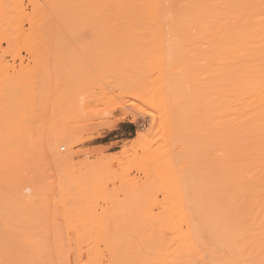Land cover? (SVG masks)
Instances as JSON below:
<instances>
[{
  "label": "bare ground",
  "instance_id": "bare-ground-1",
  "mask_svg": "<svg viewBox=\"0 0 264 264\" xmlns=\"http://www.w3.org/2000/svg\"><path fill=\"white\" fill-rule=\"evenodd\" d=\"M50 2L51 10L59 14L67 11L72 12L71 6L75 5L74 2L71 3L68 0ZM16 4L15 1L11 2V10H18L16 8L18 4L17 6ZM77 4L79 12L87 13L90 18L129 17L142 18V21L147 18V22L148 19H151L152 23H150L152 25L148 23V28H144L149 29L150 32L158 33L159 36L160 34L164 35V41H162L161 37L160 40L157 39L158 43L156 41V49L159 52L157 58L162 64L159 63L160 75L156 78L157 80H154V92L144 93V102L148 106L154 107L152 113L154 120L166 114L167 125H176V123L179 125L177 130L170 131V140L179 146L178 154L176 153L172 157L170 164H168L169 171L173 173V180L179 181L178 166L174 160L180 156L182 162V159L185 158L180 165L186 166L188 165L186 155H193L195 149L200 148L201 164L203 163L202 165H204L202 173L206 180L204 185L208 190L200 202V206L193 208L192 212L190 211L191 213L185 207H182V204H179L180 202H177L172 208H165L168 211L166 217L170 219V222L165 225L159 224L157 233L151 231L156 229L155 224V228H152L153 224H150L151 229H149L153 233L150 241L148 242L147 240L148 243L141 241V245L137 242L139 244L137 247L135 246L137 243L134 240L136 238L134 233L130 234V237L132 236L134 240H130L133 242L132 244H130L129 239L127 241L128 244L125 242L121 243L122 241L120 242L119 240L118 242L120 243L117 240L113 242L114 240L107 239L108 233L105 231H108L109 228L107 229V225H105L107 230L102 228L104 230L101 231H104L103 234L107 237H104L106 240H111L107 242L102 238L104 243L107 242L105 244L102 242L104 246L109 248L102 249L110 251L109 258L106 257L108 259L106 263L148 264L147 262L150 260L153 264H264V0H80ZM32 5H34L33 8L35 7V11H33L36 16L40 15L37 16L38 18L46 14L40 3ZM7 7L9 8V3ZM6 12L4 11L3 13V21L7 25L8 40H10L9 43H11L12 49L14 50L13 47L19 41L17 39L19 37L21 39L24 38V46L22 43L21 46L26 47L25 30L21 32L19 27L17 34L13 33L15 31L14 25L19 20V16L23 17L26 14L23 11L20 15L19 10V14L15 16L10 15L9 10ZM26 17L30 19L28 18L29 15ZM43 17L45 19L46 15ZM48 19H52V17ZM31 20L35 22V24L33 23L35 26L37 21L34 20L36 18H31ZM60 20L62 19L60 18ZM67 20H69V17ZM21 21L23 20L21 19ZM89 21L91 20L88 18L87 22ZM133 21L131 19V22ZM65 22L68 23L69 21ZM64 23H61V26ZM113 23L115 24L114 20ZM132 25H136V23ZM29 26H31V23ZM34 26L32 25L29 30L31 31ZM72 26L74 25L72 24ZM92 26L87 27L92 28ZM100 26L99 28H102ZM44 27H47V25ZM39 29L42 28L39 27ZM54 29L57 28L55 27ZM104 29L106 30V28ZM131 29H133V26ZM58 30L60 29L58 28ZM92 30L94 31L93 28ZM155 33L154 36L158 37ZM165 35L169 36L165 37ZM14 37H17V42ZM185 46L187 47L186 49L184 48ZM181 50L182 53H180ZM0 64L3 65V63ZM17 70L13 75L8 73V71L6 72V70L4 72L0 69V180H2V175H5L4 172L1 174V167L7 164L6 157L2 155V152L4 150L9 152L14 147L26 144V135L29 130H32V126L27 124L30 118L34 120V126L39 127L38 131L33 130V132L37 133L30 131V136H33L34 140H38V143L40 136L36 135V137L35 134L39 135L43 126L36 124L39 123L40 117L38 119V114L40 113L35 111L37 107L34 106V100L31 101L33 104L29 103V101L26 102V69L23 66V68L20 67V70ZM33 89L35 91L36 88L34 87ZM15 98L21 101H17ZM197 114L200 116V128L195 125V115L197 116ZM35 119H38V121H35ZM54 126H52L51 133L48 135L43 134L46 138L41 136V139L42 137L44 138L50 159L57 166L70 162L73 157V150L69 134L63 129ZM197 143H200V145L198 144V148H194ZM61 144L64 146L68 145L67 152L63 153L60 151L59 146ZM34 146L36 147V145ZM46 148L45 151L47 152ZM15 151L18 152V150ZM19 156L21 157L22 155ZM19 161L21 162V160ZM10 162L12 161L10 160ZM15 164L19 165V163ZM6 170L9 172L8 169ZM9 173L11 175V172ZM5 177L10 178L9 176ZM21 178L20 175L17 177V179ZM2 182L0 181V184ZM13 183L15 185L16 181ZM1 185L0 194H2L1 191H5V193L0 195V203L2 204L0 208H5L4 211L8 212L4 213L6 216L11 213L13 216V213L15 215L17 213V215L22 217L19 216L18 219H15L17 215H14V217L10 216L11 220L14 219L11 223L14 221L18 222L19 218V221H22V219H25L26 207L29 208L37 202V200H33L35 201L33 204V201L28 200L29 195L24 193V190L27 192L31 189L30 186L28 187L24 184V188L19 189L17 192L14 190L15 193H13L12 189H16L13 185V188L10 187L12 188L10 189L11 192L8 183L5 185L8 190L6 188L4 190L3 184ZM32 195L30 199L35 197V194L33 197ZM167 198L173 197L170 195ZM181 200L182 198L179 201ZM4 214L2 220L6 217ZM176 217L180 218V221H175ZM151 218L155 217L151 216ZM158 218L160 217H156V219ZM3 222L7 231H0V264H35L41 260L37 261L34 257L36 255L34 248L30 249H34L35 255L33 257L35 263L31 262L33 260L32 257H29L28 260V256H32V254L26 255V226H21L22 224L19 222L20 225L17 223L16 226L9 223L11 226L8 227L6 225L7 219L6 222L5 220ZM2 225L0 226L2 227ZM115 226L111 224V227H114L113 229L116 228ZM143 228L145 229L144 226ZM129 229H132V227ZM160 229L166 231V239H163L164 233ZM138 231L137 234H139ZM158 232L163 234L159 235ZM143 234L142 231L141 235ZM128 235L127 237H129ZM119 236L121 235L119 234ZM138 238L140 237L138 236ZM141 238L139 240H142ZM83 241L86 243L89 240L86 238ZM32 242H29L30 245H33L32 247H35L37 251V247L34 246L35 243L32 244ZM92 245L94 247V242H92ZM84 247L85 245L83 244ZM96 247L97 249L99 248L98 245ZM97 249L95 248V252H97ZM89 250L87 249L88 252H90ZM43 252L45 255V250ZM102 253L99 255L102 256ZM109 253L107 252V254ZM48 254L50 253L48 252ZM71 254L75 253L71 252ZM78 254L80 255L79 252ZM83 257L85 256L83 255ZM96 258L97 256H93L91 260L89 258L88 263L96 264ZM47 260L39 263L47 264ZM49 260V263L54 264L51 262V258ZM69 260H71V257ZM58 261H56V264H58ZM151 263L149 262V264ZM68 264L72 263L69 262ZM98 264L100 263L98 262Z\"/></svg>",
  "mask_w": 264,
  "mask_h": 264
},
{
  "label": "rangeland",
  "instance_id": "rangeland-1",
  "mask_svg": "<svg viewBox=\"0 0 264 264\" xmlns=\"http://www.w3.org/2000/svg\"><path fill=\"white\" fill-rule=\"evenodd\" d=\"M13 1L18 4V6L16 4V8L19 10L20 15L23 11L26 14L23 17L19 16V20L14 25L15 31H13V33L17 34L19 27L21 28L19 31L24 32L25 30L26 47H23L24 38L16 37L18 41L14 37V40L19 42L14 45V50L11 43H9L10 40H8L7 25L3 21L4 11L8 12L9 10V14L14 16L19 14L16 9L14 11L11 10V2ZM31 1L0 0V63H3V65L0 64V69L14 75L18 71L17 69L20 70V67H25L27 82L26 102L29 101L30 103L34 100L33 102L36 104L34 106L37 107L35 111L40 113L38 114V119L40 117L39 121L38 119H35V121L39 122L36 123L39 124L38 126L43 125L41 127L43 131L40 129V134H35V136H40L38 143V140L36 141L33 136H30V133L33 130L38 131L39 127L34 126L33 119L30 118L28 120L27 124L32 126V130H29L28 136L26 135L27 145H20L10 149L11 151L9 150V152L7 150L2 152V155L6 157L7 164L5 165L7 167L2 165L1 174L4 172L5 175H2V180L0 181L5 183H1L4 190L8 188L5 186L7 183L8 185L12 183L9 186V190L13 187L17 189L13 188V193H15L14 190L17 192L19 189L24 188V184L28 187L30 186L31 189L27 192L23 189L24 193L29 195V201L37 200V202L33 201V204L35 202L34 207H26L25 219L19 221V218L18 222L14 221L13 223L11 222L14 219L12 218L13 220H11L10 218L14 217L15 213H13V216L12 213L6 216L4 213L8 212L4 211L5 208H0L2 209L0 211V225L4 223V220L6 222L7 219L6 225L8 227L12 224L16 226L17 223L20 225L19 222H21V226H26V255L32 254V256H28V260L29 257H32L33 260L30 259L31 262L35 263V257L37 261L41 259L37 262L41 264L39 262H45L52 255L54 259L50 258L54 264L57 263V260H59L58 264H61V262L62 264H68L69 262L72 264H86L87 260V264H90L88 263L89 258L91 260L93 256H97L95 259L96 264L98 262L107 264L110 251H108V247L104 246L105 243L111 240H114L113 242L117 240L118 242L119 240L120 242L122 241L121 243L125 242L128 244V239L130 244L134 240L140 245L141 241L147 242L148 240L149 242L150 237L153 235L151 231L157 233L159 224L165 225L170 222V219L166 217L168 211L165 208H172L177 202H180L179 204H182V207H185L191 213L193 208L200 206V202L207 194L206 191H208L204 185L206 180L202 173L204 165H202L203 163L201 164L200 148H198L200 143H197V146H195L196 143L195 145L193 144L194 148H198L195 149L196 153L194 152L193 155L189 154V156L186 155L188 165H180L185 159H182L181 162L180 156L174 160L178 166L177 171L179 174V181H174L173 173L169 171L168 164H170L172 157L176 153L178 154L179 146L170 140V131L177 130L179 125H177L178 123L176 125H167L166 114L154 120V117L152 118L154 107L148 106L144 102L143 96L144 93L153 91L154 80H157L156 78L160 75L161 61H158L159 52L156 46L158 43L157 39L160 40V37L164 41V35L160 34L159 36L158 33L154 32L158 35V38L156 35L154 36L153 31L150 32L147 29L148 23H152L151 19H148V22L147 18L142 21V18L129 17H118L119 19L116 17H92V19L87 13L79 12L77 2L79 3L80 0H68V2L75 3V5L71 6V11L74 13L69 11L70 14L68 11L61 14L55 13L54 10L52 11L50 1L55 0ZM8 3L9 8L7 7ZM34 3L42 5L43 10L46 12L45 19L43 17L45 15L41 16L43 20L37 17L40 16L39 14L36 16L34 13L35 7L33 8L34 5H32ZM53 13L55 14L53 15ZM27 15H29L28 18L30 19H27ZM67 16L69 20H67ZM51 17L52 19H48ZM55 17L56 19H54ZM31 18H36L34 21H37V26H34L35 22ZM88 18L91 21L87 22ZM131 19L134 21L131 22ZM64 21H69V25L67 22L64 23ZM77 21L80 25H78ZM28 22L31 23V26H34L35 31H33V28L31 31L29 30L31 26H29L30 23ZM61 23L66 25L62 24L61 26ZM134 23L138 27L132 25L133 29H131V24ZM46 25L47 27H44ZM91 25H93L94 31L90 28ZM48 26L53 28L50 29ZM99 26L103 29L99 28ZM16 27L17 29H15ZM39 27L42 29H39ZM55 27L57 29H54ZM40 30L41 32H39ZM168 36L165 35V37ZM21 43L23 46H21ZM16 45L18 46L15 47ZM187 47L185 46L184 48L186 49ZM182 50L180 53H182ZM33 85L36 88L35 91ZM17 101L21 100L17 99ZM195 117V125L200 128V116L197 114ZM41 119L42 123L40 122ZM52 126L63 129L70 136L73 157L70 162L63 165L56 166L55 163H52L49 151L45 147L43 140L46 138L44 135L51 133ZM41 136L44 138L42 137L41 139ZM59 147L63 153L68 150V145L64 146L61 144ZM15 150H18V152ZM19 155H22L21 157L23 158L20 159ZM16 159H18L17 162H15ZM14 162L19 163L20 166ZM5 167L11 172V175ZM17 170H19V173ZM19 175L20 178L22 177L21 179H17ZM5 176L10 178L8 179ZM14 181H16L15 185ZM9 182L11 183L9 184ZM1 193L3 194L5 191H1ZM33 193L35 194V199H30ZM170 195L173 198H167ZM180 198H182L181 201H179ZM2 213L7 217L4 220H2ZM19 216L17 215L15 219H18ZM151 216L155 218H151ZM156 217L160 218L156 219ZM174 220L180 221V218L176 217ZM111 224L116 225V228L113 229L114 227H111ZM150 224H153L152 228H155V224L156 229L150 231ZM105 225H107V229L109 228L108 231L111 228L113 229L109 232L105 231L108 233V238L103 234L104 231H101L107 230ZM130 227L132 229H129ZM6 229L4 224L2 227L0 226V231H7ZM137 231L139 234H137ZM142 231L143 235H141ZM161 231L164 233H162L164 235L163 239H166V231ZM149 232L151 233L149 234ZM160 232H158L159 235L161 234ZM132 233L136 237H133L135 238L134 240L132 236L130 237ZM138 236L142 237V240H139ZM104 237L111 240H106ZM86 238L89 240L86 242L88 244L83 241ZM102 238L107 242L104 243ZM29 240L33 241L32 244L35 243L34 246L38 250L40 249L39 251L41 252L36 251V248L30 245ZM78 241H80V245ZM92 242H94L96 249V246H99L97 252H95ZM138 243H134L136 247L137 245L139 246ZM48 245L49 247L53 245L54 248L52 246L49 249ZM90 246L93 248H89ZM30 248L35 249L36 255L34 254V249ZM87 249H90V252ZM42 250H45V255ZM98 250L100 253L103 252L102 256L99 255ZM47 251L50 253L48 254L49 256ZM71 252L75 253L76 256L71 254ZM69 255L71 260H69ZM88 255L89 257L87 258ZM49 259L47 264H52L49 263ZM149 262L151 263L150 260ZM149 262L147 263L149 264Z\"/></svg>",
  "mask_w": 264,
  "mask_h": 264
}]
</instances>
